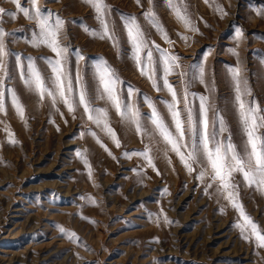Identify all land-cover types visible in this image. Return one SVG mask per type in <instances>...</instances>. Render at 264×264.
<instances>
[{"label":"rangeland","instance_id":"1","mask_svg":"<svg viewBox=\"0 0 264 264\" xmlns=\"http://www.w3.org/2000/svg\"><path fill=\"white\" fill-rule=\"evenodd\" d=\"M182 2L198 32L186 29L165 0H154V11L168 32L170 44L143 16L151 7L149 0L139 4L137 0H106L108 19L119 41L114 47L111 40L85 31L83 26L99 27L86 0H38L44 14L51 12L53 18L59 14L65 21L60 40L71 53L72 74L79 52L83 56L78 63L80 76L95 97L93 69L103 58L120 77L118 89L123 98H127L129 87L139 90L132 101L145 118L151 112L144 102L147 94L170 124L161 98L171 100V95L163 89L162 79L156 81L162 89L157 91L154 81L142 75L127 55L120 54L130 51L122 17L135 16L150 46L154 41L180 57V67L168 80L177 90L181 109L184 84L193 75L189 66L195 69L203 63L205 81L214 92L199 80H191L189 100L198 110L200 95L209 96L214 105L208 113L210 123L218 108L228 129L223 138L231 134V142L242 152L247 137L233 99L230 69L237 66L238 57L232 49L239 54L242 75L251 89L244 99L258 105L259 115H264V12H257L264 8V0ZM19 3L31 8L30 0ZM0 7L16 13L14 17L2 14L0 26L13 33L6 37L12 75L6 87L16 90L24 106V119L7 98L6 111L0 112V264H264V246L252 235L250 226L242 232L239 225L245 222L226 193L217 191L219 182L211 181L208 175L203 180L196 178L199 165L189 173L158 135L149 139L137 134L104 100L93 99V103L109 107L119 147L87 120L82 107L69 113L62 102L53 107L47 96L41 101L30 91L15 67L16 54L25 66L29 56L36 58L37 67L47 77L51 70L40 57H54V53L47 46L29 42L35 21L17 9L15 0H0ZM237 29L243 32L239 40L235 38ZM180 34L186 35L187 41ZM154 55L158 57L159 52L154 51ZM180 72L187 75L182 78ZM162 75L158 72V77ZM145 123L150 129L146 119ZM87 128L96 132L111 155L85 132ZM257 135L264 137V127L257 129ZM149 144L155 169L135 154ZM126 151L130 156L123 155ZM210 182L212 187L206 192ZM231 183L235 189L230 190L238 193L244 212L264 235V192L256 185L248 186L239 172L233 173Z\"/></svg>","mask_w":264,"mask_h":264},{"label":"snow or ice","instance_id":"2","mask_svg":"<svg viewBox=\"0 0 264 264\" xmlns=\"http://www.w3.org/2000/svg\"><path fill=\"white\" fill-rule=\"evenodd\" d=\"M15 2L19 11L23 12L28 19L35 21L32 38L29 42L36 47L47 46L54 53V57H40L51 70L50 75L47 77L37 67L36 58L29 56L28 63L25 66L20 54H16L15 67L19 69L20 79L30 91L37 94L41 101L47 96L53 107L58 102H62L69 113L74 114L78 107H82L87 120L92 121L101 131L110 136L117 147L120 146V140L115 130L111 127L109 107L96 106L93 103V99L104 100L106 105L115 109L123 123L134 127L137 134L146 135L149 139L158 135L163 143L166 146H170L171 151L179 156L180 161L189 173L196 171L193 167L194 165H199L200 169L197 179L203 180L205 175H208L211 177V181L219 182L217 191L221 194L226 193V198L240 212L245 222L239 225L242 232L245 227L250 226L252 235L264 246V235L261 234L258 225L244 212L243 205L238 202V193L230 190L235 189V185L231 183V177L234 172H239L248 186L256 185L257 188L264 192V137L257 135V129L264 127V115H259L261 109L258 105L247 102L244 99L250 95L251 89L247 78L242 75V70L239 66V54L235 49H232V52L238 57L237 66L231 68L230 72L237 115L242 130L247 137L242 152L238 151L236 145L231 142V134L227 138H223V133L228 129L224 117L220 114L218 108L215 110L210 123L208 113L210 107H214V105L210 104L209 96L200 95L198 110L193 107L189 100L191 80H199L200 83L205 84L210 93L214 92V88L205 81L203 63L199 64L195 69L191 65L189 66L190 70L193 71V75L184 84V107L181 109L179 107L181 100L178 98L177 90L168 80L169 74L175 68L180 67V57L156 45L154 41L151 42L152 46H150L146 33L135 16L122 17L130 51H122L120 54L127 55L140 69L142 75H146L149 80L154 81L153 87L157 91L162 89L161 85L156 81L162 79L163 89H166L171 95V100L161 98L170 116V124L165 121L164 116L147 94H144V102L148 104L151 112L145 118L138 104L132 101L133 94L138 92V89L129 87L127 98H123L118 89V85L121 83L120 77L103 58H100L99 62L94 65L95 97H93L88 82L79 73L78 63L80 59H83L79 52L76 54L77 69L75 75L72 74L69 66L71 53L68 46L62 44L60 40L61 32L64 29V19L59 14H56L54 18L51 12L44 14L41 11L38 0H30L31 8L22 7L19 0H15ZM86 2L94 9L99 27L88 28L83 26L85 31L94 36L98 35L101 39L107 38L111 40L115 47L119 41L114 34V25H110L108 19L110 7L107 5L106 0H86ZM137 3L139 4L140 0H137ZM149 4L151 7L143 13L145 20L155 28L164 40L171 44L172 41L167 30L159 22L154 11V0H149ZM165 4L186 29L191 32L199 31V28L191 18L187 5L182 0H165ZM218 11H221L222 15H226L222 9L218 8ZM6 12L10 17L16 15L15 12L0 7V25L3 23L2 14ZM257 12H264V8L257 9ZM12 35L13 33L7 32L0 26V73H2L0 75V112L6 111L7 98L10 99L12 107L15 108L20 118L24 119V106L19 95L14 88L6 87V81L12 79L11 69L7 62V57L11 55V50L8 48L6 37ZM180 37L185 41L188 39L184 34H180ZM242 37V30L237 29L235 38L239 40ZM154 51L159 52L158 57L154 55ZM158 72H162V77H158ZM186 75L187 73L180 72L182 78ZM73 118H75V115H73ZM145 119L150 123V129L146 126ZM85 132L91 134L98 143H101V146L109 152V155L112 154L96 132L90 128L85 129ZM85 132H82L81 135L83 136ZM186 136L187 140L185 139ZM11 142L15 143L14 140ZM182 148L185 151H182ZM151 151L152 148L149 144L145 145L142 151H137L135 154L143 156L148 165L155 169L153 157L150 155ZM77 154L80 155L79 152ZM164 154L167 157V150ZM123 155L130 156V153L126 151ZM85 163L88 165L86 159ZM88 167L91 168V165H88ZM89 174L91 175V173ZM211 187L212 183L210 182L205 191L207 192L208 188ZM92 202L95 203L94 200ZM164 219L169 222L167 216ZM60 230L64 232L62 227ZM245 238L247 239V237Z\"/></svg>","mask_w":264,"mask_h":264}]
</instances>
